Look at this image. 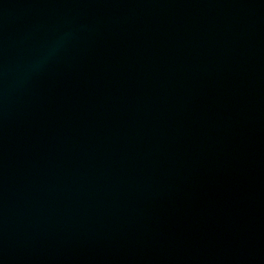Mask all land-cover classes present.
Wrapping results in <instances>:
<instances>
[{"label":"water","instance_id":"obj_1","mask_svg":"<svg viewBox=\"0 0 264 264\" xmlns=\"http://www.w3.org/2000/svg\"><path fill=\"white\" fill-rule=\"evenodd\" d=\"M0 264H264V0H0Z\"/></svg>","mask_w":264,"mask_h":264}]
</instances>
